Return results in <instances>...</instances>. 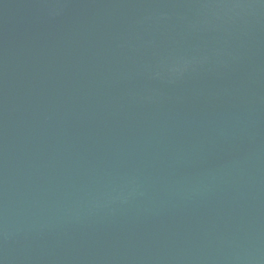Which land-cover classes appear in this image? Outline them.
Instances as JSON below:
<instances>
[{"label":"water","instance_id":"95a60500","mask_svg":"<svg viewBox=\"0 0 264 264\" xmlns=\"http://www.w3.org/2000/svg\"><path fill=\"white\" fill-rule=\"evenodd\" d=\"M0 264H264V0H0Z\"/></svg>","mask_w":264,"mask_h":264}]
</instances>
